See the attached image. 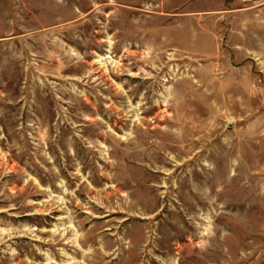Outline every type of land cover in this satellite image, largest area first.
Segmentation results:
<instances>
[{"label":"rangeland","instance_id":"obj_1","mask_svg":"<svg viewBox=\"0 0 264 264\" xmlns=\"http://www.w3.org/2000/svg\"><path fill=\"white\" fill-rule=\"evenodd\" d=\"M263 33L264 0H0V264H264Z\"/></svg>","mask_w":264,"mask_h":264},{"label":"crops","instance_id":"obj_2","mask_svg":"<svg viewBox=\"0 0 264 264\" xmlns=\"http://www.w3.org/2000/svg\"><path fill=\"white\" fill-rule=\"evenodd\" d=\"M263 35H264V33H263ZM190 37H189V35H188V39H189ZM188 39H187V42H188ZM205 40H207V38H205V37H202V43L205 41ZM204 45H206V43H203ZM202 44V45H203ZM204 47H206L207 48V46H204Z\"/></svg>","mask_w":264,"mask_h":264}]
</instances>
